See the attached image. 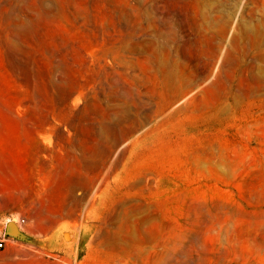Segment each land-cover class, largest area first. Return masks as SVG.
Segmentation results:
<instances>
[{
  "label": "rangeland",
  "instance_id": "rangeland-1",
  "mask_svg": "<svg viewBox=\"0 0 264 264\" xmlns=\"http://www.w3.org/2000/svg\"><path fill=\"white\" fill-rule=\"evenodd\" d=\"M0 238V264H264V0H0Z\"/></svg>",
  "mask_w": 264,
  "mask_h": 264
},
{
  "label": "water",
  "instance_id": "water-1",
  "mask_svg": "<svg viewBox=\"0 0 264 264\" xmlns=\"http://www.w3.org/2000/svg\"><path fill=\"white\" fill-rule=\"evenodd\" d=\"M10 231H12L13 234H15L16 236L19 237V232L14 233V231H15V224H14L12 221H9V222L6 224V226H5V233H8V232H10Z\"/></svg>",
  "mask_w": 264,
  "mask_h": 264
},
{
  "label": "built area",
  "instance_id": "built-area-1",
  "mask_svg": "<svg viewBox=\"0 0 264 264\" xmlns=\"http://www.w3.org/2000/svg\"><path fill=\"white\" fill-rule=\"evenodd\" d=\"M22 221H23V219L20 220V222H22ZM20 222H18V223H20ZM3 246H4V239L0 238V249H2Z\"/></svg>",
  "mask_w": 264,
  "mask_h": 264
},
{
  "label": "bare ground",
  "instance_id": "bare-ground-1",
  "mask_svg": "<svg viewBox=\"0 0 264 264\" xmlns=\"http://www.w3.org/2000/svg\"><path fill=\"white\" fill-rule=\"evenodd\" d=\"M16 220V219H15ZM12 221V220H11Z\"/></svg>",
  "mask_w": 264,
  "mask_h": 264
}]
</instances>
